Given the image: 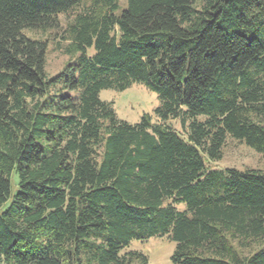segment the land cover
<instances>
[{"label": "trees", "instance_id": "trees-1", "mask_svg": "<svg viewBox=\"0 0 264 264\" xmlns=\"http://www.w3.org/2000/svg\"><path fill=\"white\" fill-rule=\"evenodd\" d=\"M83 1L0 0V264H149L123 250L165 235L175 264H264V170L207 163L228 137L264 157V0H90L50 76L24 31ZM135 83L160 121L100 96Z\"/></svg>", "mask_w": 264, "mask_h": 264}, {"label": "rangeland", "instance_id": "rangeland-1", "mask_svg": "<svg viewBox=\"0 0 264 264\" xmlns=\"http://www.w3.org/2000/svg\"><path fill=\"white\" fill-rule=\"evenodd\" d=\"M118 13L125 8L126 0H118ZM90 4V0H84L73 12L61 13L58 16L59 27L55 29L40 30L26 29L24 33L32 38L43 39L47 41L46 54V71L51 76L56 75L64 69V67L75 59L64 52L63 46L69 40L63 38L65 29L70 20L73 19V13L80 11L83 7ZM94 51L89 49V53ZM100 96L106 101L113 102L117 116L120 119L131 123L138 122L143 114L152 115L154 122L160 121L154 113V109L160 104L158 95L142 84L135 83L123 91L115 89H104ZM168 124L172 125L178 131L184 133L179 119H171ZM207 163L213 168L237 167L240 169L257 168L264 170V157L254 148L238 139L228 137L223 148V156L220 160H209ZM13 189L17 190V186L13 184ZM184 203L178 205L179 209H184ZM176 242L169 236H153L148 239H133L126 251H137L148 257L149 264H175L172 256L176 250ZM258 247L257 243H252L247 247H237L242 254H250Z\"/></svg>", "mask_w": 264, "mask_h": 264}]
</instances>
